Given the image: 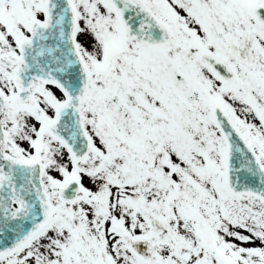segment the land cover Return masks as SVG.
Segmentation results:
<instances>
[{"label": "snow or ice", "instance_id": "6c2138e0", "mask_svg": "<svg viewBox=\"0 0 264 264\" xmlns=\"http://www.w3.org/2000/svg\"><path fill=\"white\" fill-rule=\"evenodd\" d=\"M0 264H264V0H0Z\"/></svg>", "mask_w": 264, "mask_h": 264}]
</instances>
